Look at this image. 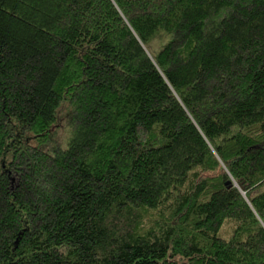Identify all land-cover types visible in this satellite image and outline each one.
I'll return each mask as SVG.
<instances>
[{
  "label": "trees",
  "instance_id": "trees-1",
  "mask_svg": "<svg viewBox=\"0 0 264 264\" xmlns=\"http://www.w3.org/2000/svg\"><path fill=\"white\" fill-rule=\"evenodd\" d=\"M0 264H264V0H0Z\"/></svg>",
  "mask_w": 264,
  "mask_h": 264
},
{
  "label": "rangeland",
  "instance_id": "rangeland-1",
  "mask_svg": "<svg viewBox=\"0 0 264 264\" xmlns=\"http://www.w3.org/2000/svg\"><path fill=\"white\" fill-rule=\"evenodd\" d=\"M66 124H65V122H62L61 124H60V128H59V133H58V137H60V138H64V137H66L65 136V130H66V126H65ZM233 221H235V220H233V219H229V220H227L226 222H225V224H224V226H223V228H222V230H220V232H219V235L220 236H224V237H226V238H228V237H230L231 235H232V232H233V230H234V227H235V224H234V222Z\"/></svg>",
  "mask_w": 264,
  "mask_h": 264
}]
</instances>
